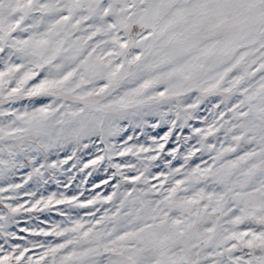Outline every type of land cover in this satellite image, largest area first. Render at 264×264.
<instances>
[{"label": "snow or ice", "instance_id": "1", "mask_svg": "<svg viewBox=\"0 0 264 264\" xmlns=\"http://www.w3.org/2000/svg\"><path fill=\"white\" fill-rule=\"evenodd\" d=\"M0 264H264V0H0Z\"/></svg>", "mask_w": 264, "mask_h": 264}]
</instances>
